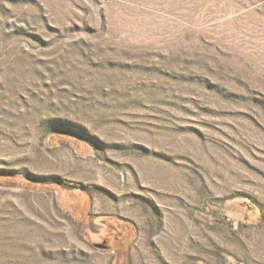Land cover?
Wrapping results in <instances>:
<instances>
[{"label":"rangeland","instance_id":"rangeland-1","mask_svg":"<svg viewBox=\"0 0 264 264\" xmlns=\"http://www.w3.org/2000/svg\"><path fill=\"white\" fill-rule=\"evenodd\" d=\"M0 264H264V0H0Z\"/></svg>","mask_w":264,"mask_h":264},{"label":"trees","instance_id":"trees-1","mask_svg":"<svg viewBox=\"0 0 264 264\" xmlns=\"http://www.w3.org/2000/svg\"><path fill=\"white\" fill-rule=\"evenodd\" d=\"M91 144V143H90ZM92 145V144H91ZM36 182V181H35ZM40 184H43V183H40ZM69 184H67V183H64V186H68ZM71 187H67L68 189H73V188H75V187H77L76 185H70ZM80 188V187H79Z\"/></svg>","mask_w":264,"mask_h":264}]
</instances>
